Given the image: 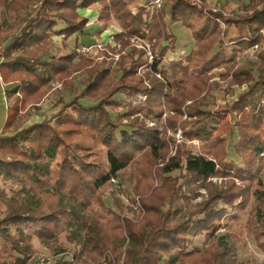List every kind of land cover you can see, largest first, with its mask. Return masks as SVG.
<instances>
[{
    "label": "trees",
    "instance_id": "16d2710c",
    "mask_svg": "<svg viewBox=\"0 0 264 264\" xmlns=\"http://www.w3.org/2000/svg\"><path fill=\"white\" fill-rule=\"evenodd\" d=\"M150 1L0 0V82L14 85L3 94L0 123V182L12 192L0 195L6 208L0 211V264H28L37 254L33 239L53 257L66 255L69 249L56 250L62 235L74 253L52 264H90L102 257L103 264H264L239 261L219 234L226 219L252 205L243 230L264 253V48L256 53V77L246 66L233 70L237 55L261 47L264 0H247L239 12H227L226 4L214 9L208 0H163L146 22ZM86 9L97 11L96 37L115 22L122 32L113 39L128 49L132 36L147 39L152 61L130 48L119 70L110 72L75 52L93 43L82 41L89 19L79 11ZM173 24L190 32L193 48L164 61L175 52ZM52 37L65 45L59 52L53 53ZM218 69L229 87L245 84L247 90L230 105L208 110ZM82 72L86 81L77 96L60 102L49 119L23 127L52 82L68 87ZM139 96L145 101L135 105ZM162 106L173 113L165 128H179L186 141L201 146L194 153L177 144L174 157L158 167L171 138L144 119L154 122ZM234 135L241 164L228 159L227 140ZM112 178L128 202L111 191L115 210L102 200ZM211 178L225 182L218 187ZM199 189L207 197L192 205ZM35 223L39 228L30 230ZM199 236L201 248L193 246Z\"/></svg>",
    "mask_w": 264,
    "mask_h": 264
},
{
    "label": "rangeland",
    "instance_id": "374dc122",
    "mask_svg": "<svg viewBox=\"0 0 264 264\" xmlns=\"http://www.w3.org/2000/svg\"><path fill=\"white\" fill-rule=\"evenodd\" d=\"M126 2H129L130 0H124ZM142 4L143 2L140 1ZM210 3V1H208ZM223 2H226V8L225 10L227 12H239L240 8L244 5H247L248 1L247 0H219V3H213L211 1L210 5L214 8H220L223 4ZM131 11H135L134 7H129ZM94 12L95 9H90ZM86 14H92V12H86ZM94 14V13H93ZM150 13L148 15L145 14L144 20L146 22L150 21ZM221 28H224V25L222 22L219 23ZM97 31V27H92L91 31H87L89 35H86L82 37L83 44H89L93 42V38L90 37V34H95ZM105 36L103 37L104 42L108 41L107 36H113L115 37L116 33L122 32L121 28L115 23L112 22V24L108 27L107 30H105ZM170 34H172L175 39V52L173 53H168L167 56H165L164 61H172L178 57L186 56L189 54L191 49L193 48V41L191 38V35L187 29L182 27L180 24H173L170 26L169 29ZM14 33V32H13ZM12 34V33H11ZM15 34H17L15 32ZM112 37V38H113ZM100 37L94 38L95 40H99ZM90 39V40H89ZM52 40L54 41L53 45V53L59 52L62 50L65 45L63 42L58 37H52ZM226 41V39H225ZM8 42V40H7ZM166 43H162L159 45L157 48L158 50L160 47L165 46ZM135 49V50H140L145 52V58L149 61V58L147 56V51H149L152 54V45L151 43L139 36H132L129 39V49ZM264 48V40L262 41L261 47L258 48L257 46L253 47L249 51H245L242 54H239L235 57V63L233 64V70L240 68V67H248L253 71L254 76L256 77L259 74L258 70V64H257V52L262 50ZM129 49L127 48H122L121 44L113 39L112 45H106V47L102 50L99 51L97 49H93L90 53L87 54H82V56H85L90 59V61L99 66L100 68H105L109 69L110 72H115L119 70V64L121 61V58L123 56H128L129 54ZM77 61V60H75ZM150 62V61H149ZM166 63V62H165ZM164 63V64H165ZM147 67H143L140 69V72L146 71ZM222 70L218 69L214 71V77L212 78L211 82L217 85V87H213L212 91L210 92V96L207 100V106L206 109L208 110H215L218 107H223L225 105H230L232 102H234L238 96L245 92L247 90V86L245 84L243 85H234L232 87H229L227 84L226 80H223L220 76L219 73H221ZM117 76H119V73L117 72ZM117 78V77H116ZM158 78V77H157ZM230 77L227 78L229 80ZM86 81V74L85 73H79L75 75L72 78L71 85L68 87H64L62 82H52L50 84V89L44 96V98L39 101L36 106L38 108V113L27 120L25 125L23 126L24 128L32 125L37 122H41L44 119H49L50 116L54 115L58 111L59 103H68L70 102L75 96H77L78 93L83 89L84 84ZM14 85H8L4 86L0 82V118L5 116V101H4V92L5 90L12 88ZM77 92V93H76ZM145 101V96H139L134 103L135 105H142ZM83 102V101H82ZM85 103V102H84ZM188 103V102H187ZM190 104V103H188ZM173 115L172 112H170L165 106H162L154 111V119L155 121L152 122L148 119L142 118V115H136V117L140 120L147 123L149 127H157L159 132L165 131L166 136L168 138H171V143H170V148H169V153L164 162L158 161V167H161L163 163H166L169 158L174 157L175 152H176V145L180 143H185L187 144V148L191 150L194 153H197L199 151V148L201 144L198 141H186L181 134V130L177 128L175 131L170 128H165V122L167 117ZM113 116V115H112ZM183 119H186V115H183ZM54 125V123H52ZM228 153H229V158L228 159H233L237 164H241L240 160L236 159L234 153H233V144L236 141V136L234 135L233 137L229 138L228 140ZM178 171L172 173V175H178ZM118 180V179H117ZM119 181V180H118ZM209 181L217 185L218 187H221L222 183L225 182V180L221 178H211ZM237 185L240 184V182L235 179L234 180ZM158 183L155 182L154 186H157ZM123 189H125L127 192H131V188L128 183H124ZM111 191H114L116 193V196L121 199L125 205L128 204L126 197L124 195H121L120 191H118L114 186L110 185L108 189L105 191V195L102 198L104 205L108 208H111L115 210V207L112 204V197H111ZM1 193H5L7 197H12V192L10 191L9 185L0 182V195ZM207 197V194L204 189H199L198 190V196L192 197L190 199V202L192 205L199 203L203 200H205ZM5 205L1 202L0 199V211L3 212L5 211L6 208H4ZM135 214H137V211H134ZM253 215L252 211V205H249L245 212L241 213L238 218L236 219H226L225 220V226L219 230V234L224 235L225 238L230 242V244L235 247L237 258L239 261H247L251 259H255L259 262H264V253L260 252L255 244L252 238H249L245 236V230H243V224L248 220L251 216ZM39 228V223H35L31 225L30 230H37ZM243 231V236L239 237L240 234ZM233 235L238 236V240L235 239L234 241L231 236ZM242 238V239H240ZM33 245L34 248L36 249L37 254L32 257V259L28 262V264H52L55 260L59 258H63L64 260H70L72 257V254L74 253V248L73 243L69 242L68 239L66 238V235H62L57 243V248L56 250H64V249H69V253L66 255H58L56 257H53L48 249L44 248L40 242L36 239H33ZM203 244V237L199 236L194 240V247L201 248ZM122 259V258H121ZM90 264H103V257L99 260L97 263H90Z\"/></svg>",
    "mask_w": 264,
    "mask_h": 264
},
{
    "label": "built area",
    "instance_id": "2783aa9c",
    "mask_svg": "<svg viewBox=\"0 0 264 264\" xmlns=\"http://www.w3.org/2000/svg\"><path fill=\"white\" fill-rule=\"evenodd\" d=\"M163 0H151L149 3V6L147 8V11H149V13L152 15L153 12V8H159V6H161ZM108 37V41L104 42L103 38L100 36L99 40H93V43L91 45H89L88 47L86 45H81L79 47H77L75 49V52H77L78 54H87L90 53L93 49H97L99 51H102L106 45H112V41H113V36H107ZM98 38V37H96ZM147 56L149 58V61H152V54L147 51ZM159 77V75H157ZM110 183L118 190L120 191V185L117 179L112 178L110 180Z\"/></svg>",
    "mask_w": 264,
    "mask_h": 264
},
{
    "label": "crops",
    "instance_id": "0c3cea01",
    "mask_svg": "<svg viewBox=\"0 0 264 264\" xmlns=\"http://www.w3.org/2000/svg\"><path fill=\"white\" fill-rule=\"evenodd\" d=\"M208 1H210V3H211V1L215 4V3H219V0H208ZM226 2H223L222 4H225ZM92 12V14H86V12ZM79 13L81 14V15H83V16H85V17H87L88 19H89V23H88V29H87V31H91V29H92V27H97V29L99 28V24L96 22V18H97V11L96 10H94V12L92 11V10H90V9H86V10H81V11H79ZM94 13V14H93ZM105 33H106V31H104L100 36L103 38L104 36H105ZM190 33V32H189ZM95 34H96V32H95ZM95 34L93 33V34H90V37H92L93 38V40H94V38L96 37L95 36ZM92 35V36H91ZM99 36V37H100ZM90 40V39H89ZM3 116L0 118V123H2L3 122Z\"/></svg>",
    "mask_w": 264,
    "mask_h": 264
}]
</instances>
